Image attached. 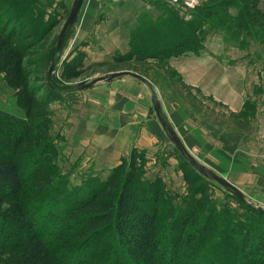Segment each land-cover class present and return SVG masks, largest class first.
<instances>
[{"label": "trees", "instance_id": "16d2710c", "mask_svg": "<svg viewBox=\"0 0 264 264\" xmlns=\"http://www.w3.org/2000/svg\"><path fill=\"white\" fill-rule=\"evenodd\" d=\"M6 1L10 8L0 11V74L14 90L16 105L24 115L0 109V261L4 264H189L200 250L206 257L207 249L220 243L222 252L228 254L231 250L234 259L219 263L212 256L206 263L255 264L263 260L264 230L254 227L253 222L248 224L249 227L236 224L220 213L212 217L220 234L207 248L201 249L209 232L205 222L211 217L198 213L199 203L191 212L174 213L169 223L170 231L164 234L158 220L161 191L154 183L144 182L142 177L145 150L132 148L128 159L113 168L104 181L90 178L83 184L67 186V179L57 169L58 152L49 134L47 114L40 112L39 120H31L34 92L25 75L23 51L11 41L16 26L20 29L19 25L24 21L25 14L20 8L23 1ZM242 2L237 26L233 27L239 31L261 27L264 17L257 10L258 0ZM46 3L51 5L52 0ZM201 15L209 16L211 11L204 10ZM42 18L39 21L28 19L25 23L31 21L35 31L43 22H48ZM195 29L191 30L192 34L196 33ZM174 32L176 35L164 36L146 46L134 42L142 36L136 37L137 33H134L132 51L121 57L132 59L135 53L136 58L137 52L143 49L141 47H144L143 51L151 50L144 54L146 57L158 59L201 48L199 38L192 34L183 36L184 29ZM252 33L255 35L254 31ZM47 84L49 93H59L49 81ZM47 103L48 100H43L40 108L46 109ZM30 179L32 183L28 185ZM31 193L34 198H28ZM238 200L253 214L264 216L247 202ZM212 218L209 221H213ZM188 225H193L194 230L189 231ZM222 225L225 226L223 230ZM256 229L260 231L258 234ZM235 233L240 241L233 239ZM76 235L81 238L80 243L67 246ZM54 241H63L66 247L54 248ZM19 248H23V253L15 256L14 252ZM204 260L201 259L199 264H204Z\"/></svg>", "mask_w": 264, "mask_h": 264}, {"label": "rangeland", "instance_id": "374dc122", "mask_svg": "<svg viewBox=\"0 0 264 264\" xmlns=\"http://www.w3.org/2000/svg\"><path fill=\"white\" fill-rule=\"evenodd\" d=\"M1 1L4 2L1 4ZM5 1L0 0V11L5 7L10 8ZM22 1L23 3H21L20 8H23L22 11L25 14L24 21L20 23V29L16 26L17 31L13 34L11 41L13 44L17 43L23 51L25 75L28 86L34 92L35 98L32 109L34 115L31 117V120H39L38 114L40 112L47 114L50 122L49 134L58 152L56 158L57 169L67 179L68 187L83 184L90 178H95L98 181L106 180L111 171H113V168L119 165L123 159H128L131 149L136 148L139 151L145 150L144 174L142 176L144 182L154 183L161 191L158 202L161 208V216L158 217V220L164 234H168L170 231L171 226H169V223L173 219L174 213L178 215L182 211L191 212L195 208L196 203H199L198 207L201 210L198 213L206 217L212 218L214 214L220 213L230 218L236 224L240 223L249 227L248 224H252L251 222H253L254 227L257 226L264 230V216L253 214L240 203L237 196L229 189L198 172L175 148L167 134L166 137L163 135V139L159 138L154 146L149 148H140L135 145L129 147L128 144L132 142H127V144H124L128 147L124 155H121L115 161L106 162L108 160L106 155L111 153L110 151H113L116 144L114 143L111 146V143L104 137L100 138L101 135L96 133V131L99 133L96 128L101 123L102 114L106 110V106L100 100L107 97L114 98L124 106V102L129 99L124 97L122 90L118 92H99L97 88H104L106 84H110L115 80H125L132 77L121 75L99 81L88 88L66 91L74 87L78 82L90 81L94 77L113 71L131 70L142 76H146L153 83L155 90L159 94L181 98L189 104L200 103L194 97L195 94H191L192 90L181 81L182 79L177 76L174 69L169 65L168 58L163 59L161 57L157 61H154V59L148 60L151 56L146 57L144 54H149L151 52L150 49L143 51L144 47L139 46L143 49L137 52L138 56L136 58L135 53H133L132 59H125L120 55V57L114 56L111 59L94 61L89 59V57L87 58L86 54L82 51H78L72 58L69 55L65 56L66 49L63 39L61 47L58 53H56L57 32L67 18L73 3L70 7L60 4L59 9L61 11L64 9L61 12L54 8V6L47 5L46 2L50 0H45L43 3L41 0H38L39 2L34 0ZM185 1L177 0L173 4L169 0H163L162 10L167 14L166 20L163 23H168V16H171L174 21V30L181 31L184 29L183 36L192 34L191 30L195 27V31H200V28L206 26L207 29H227L231 33L232 39H235V34H237L239 29L236 27L237 29L234 30L232 27L237 26V17L239 16L240 7L243 6L242 0H194L196 4L189 10L183 9ZM260 1L258 0L256 7ZM208 7L211 8L209 9ZM50 8L51 11L52 8L56 11L50 14L49 19L51 21L43 22L35 31L31 26V21L27 22L28 24L25 23L28 19L33 18L38 21L41 20L44 13L48 12ZM204 10H210L211 15L203 17L201 14H203ZM257 10L264 17L262 9L257 8ZM57 12H59V19H56ZM202 19L205 20L203 23H201ZM198 23L201 24L200 27H198ZM24 24L27 25L25 26ZM202 31L192 34L194 38L200 39V45L204 36V32ZM253 31L255 35L253 34L251 37L261 44L264 34V19H262L261 27L254 28ZM174 35H176L175 32ZM245 42L246 40L243 39L242 43ZM194 45L196 46L197 44L195 43ZM199 49L197 50L199 51ZM186 52H180L178 55ZM262 53L263 51L260 50L258 63L255 64L256 67L254 68L258 71L260 69L264 70V54ZM53 62L54 67L49 75L48 70ZM258 78L260 79L258 84L264 85V74L260 73V77ZM48 81L59 93L51 94L48 92L46 89ZM129 95L134 99L138 94L136 92ZM102 96L104 97L102 98ZM13 97L15 102L13 109L10 105V97L8 96L0 98V109L15 115H24L22 109L16 105L14 90ZM166 98L168 99V97ZM43 100H48L46 109L44 110L40 108V103ZM150 112L155 113L154 108L153 110L150 108ZM217 116L215 119H217ZM221 117L222 119L219 120L224 119L223 116ZM225 120L230 123L226 127L237 138L233 137L235 139H232L230 144H225L219 138H212L211 142L215 147L212 149V146L208 149L201 147L198 142H194L195 152L211 161L214 167L219 169L220 173L213 170L216 174L225 178L236 187L238 186L239 188H237L242 192L248 204L253 207H264V124L250 125L247 122L245 123V120L242 122L235 116L226 117ZM97 122L98 124H96ZM99 126H102L101 128L104 129L107 125L105 122H102ZM219 148L224 151L225 156L223 158L217 156ZM30 183H32L31 179L28 185ZM27 196L28 198L35 197L34 193ZM209 220L205 222L208 224L209 232L201 244V249L207 248L213 240L217 239V235L220 234L215 227V220L213 218V221ZM218 222L220 223L222 220L220 221L219 218ZM225 222L224 220L223 223ZM167 223L168 225H165ZM40 226L43 227V224ZM223 228L225 229L224 225L221 226V230ZM187 229L193 231L194 226L190 227L188 225ZM255 231L258 234L259 229ZM79 239H81L79 236H73L71 244L69 243L70 245L68 244L67 246L77 245L80 243ZM233 239L240 241L238 233L234 234ZM65 244L63 241L53 242L54 248L64 249L66 247ZM222 247L221 243L218 246L213 244L212 247L207 249L209 251L206 257L200 250L197 253V257L192 258L189 264H199L200 260H204L205 258L204 264H208L206 260L209 258L210 262V257L212 256L219 263L220 261H232L234 254L232 256V252H229L231 250H228V254L223 253ZM228 248L233 249V247ZM22 253L23 248H19L14 252V255L17 256ZM254 263L264 264V259ZM0 264H4L3 261H0Z\"/></svg>", "mask_w": 264, "mask_h": 264}, {"label": "crops", "instance_id": "0c3cea01", "mask_svg": "<svg viewBox=\"0 0 264 264\" xmlns=\"http://www.w3.org/2000/svg\"><path fill=\"white\" fill-rule=\"evenodd\" d=\"M74 1L52 0L51 5L61 11L60 4L70 7ZM162 3L163 0H83L74 22L67 28L63 38L65 56L72 58L78 51H82L94 61L106 60L130 53L134 33H137L136 37L142 35L140 39H134L135 43L142 46L156 43L164 36H173L174 21L168 16L169 22L163 23L167 14L162 10ZM54 8L44 13L43 21L50 20V14L56 12ZM257 8L264 13V0L259 2ZM57 13L56 19H59V12ZM143 18L146 21H142ZM249 27L252 28L253 25L250 23ZM201 29L204 36L198 52L187 51L182 55L168 57L169 65L192 90L191 94H195L194 97L200 104H189L181 98L159 94L146 76L144 77L152 84V88L134 77L115 80L104 88H97L99 92L122 90L124 97L129 99L124 102V106L114 98L100 100L106 106L100 122H105L107 126L102 129L99 123L96 128L99 133H96L111 143V146L116 144L113 151L106 155V162L115 161L124 155L128 148L124 144L127 142H132L128 144L129 147L135 145L149 148L159 138L163 139V135L166 137L156 114L150 112V108L153 110L154 98L159 103L162 117L174 128L190 154L217 173L220 171L211 161L195 152L194 142L208 149L214 147L212 138H219L225 144H230L236 135L226 127L230 125L225 120L226 117L235 116L250 125L264 124V85L258 84V77L260 73L264 74V70L254 69L260 50L264 54V34L260 44L251 37V29L239 31L235 34V39L223 28L207 29L203 26ZM198 32L199 30L196 31ZM243 39L246 40L245 43H242ZM153 59L159 60L157 57L148 58ZM136 92L138 95L132 99L129 94ZM4 96L10 97L13 109V89L0 74V98ZM221 116L224 117L223 120H219L222 119ZM218 151L217 156L223 158L224 151L221 148Z\"/></svg>", "mask_w": 264, "mask_h": 264}, {"label": "water", "instance_id": "95a60500", "mask_svg": "<svg viewBox=\"0 0 264 264\" xmlns=\"http://www.w3.org/2000/svg\"><path fill=\"white\" fill-rule=\"evenodd\" d=\"M83 0H75L73 3V6L70 8L69 10V14L67 16V18L65 19L62 28L60 30V33L58 35L57 38V44H56V53H58L65 32L67 30V28L74 22L76 15L78 13V10L82 4ZM54 67V62L51 64V66L49 67L48 73L49 75L51 74L52 68ZM121 75H127V76H131L137 79L142 80L143 82H145L146 84H148L151 88L152 85L150 84V82L141 74L131 71V70H118V71H113L110 73H106L104 75H100L97 77L92 78L90 81H81L78 82L74 87H71L69 89H67L66 91H72L74 89H84V88H88L90 86H92L93 84L105 80V79H110V78H114L117 76H121ZM153 108L155 111V114L159 120V122L161 123L163 129L165 130L168 138L170 139V141L173 142L175 148L180 152V154L201 174H203L204 176H206L209 179H213L215 181H217L220 185H222L223 187L229 189L232 193H234L237 198H239L241 201L243 202H247L246 198L243 196L242 192L231 182H229L228 180H226L225 178H222L221 176H219L218 174H216L212 169L208 168L207 166L201 164L192 154H190V152L187 150V148L184 146V144L182 143V141L180 140V138L178 137V135L176 134V132L174 131V128L168 123L166 122V120L162 117V114L160 112V107H159V103L153 99ZM255 208L257 209L258 212L263 213L264 214V207L261 206H255Z\"/></svg>", "mask_w": 264, "mask_h": 264}, {"label": "built area", "instance_id": "2783aa9c", "mask_svg": "<svg viewBox=\"0 0 264 264\" xmlns=\"http://www.w3.org/2000/svg\"><path fill=\"white\" fill-rule=\"evenodd\" d=\"M169 1L174 4V1H177V0H169ZM195 4H196V2L194 0H186L184 2L183 9L184 10H189V9L193 8L195 6Z\"/></svg>", "mask_w": 264, "mask_h": 264}]
</instances>
